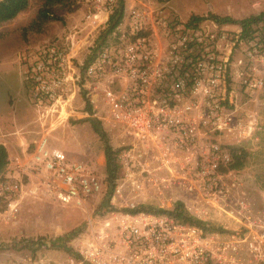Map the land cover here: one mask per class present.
I'll return each mask as SVG.
<instances>
[{
  "label": "built area",
  "instance_id": "obj_1",
  "mask_svg": "<svg viewBox=\"0 0 264 264\" xmlns=\"http://www.w3.org/2000/svg\"><path fill=\"white\" fill-rule=\"evenodd\" d=\"M84 1L94 9L86 17L91 22L101 13L106 21L116 4V0ZM126 11L118 26L123 31L121 43L101 48L80 72L82 76L76 72L93 115L120 126L143 150L155 149L156 159L167 153L181 168H199L203 182L214 184L232 158L228 142H212L207 133H236L244 138L250 128L238 121L236 125L231 113L224 111L229 57L216 54L214 39L232 40L233 44L242 41L224 32L215 37L200 27L167 26L154 19L141 1ZM246 56L248 61L256 57L255 43L248 44ZM72 57L71 48L64 44L41 49L28 76L37 104L61 102L62 94L70 89ZM238 76L242 87L249 90L262 86L252 66ZM51 125L31 148L10 154L7 170L0 177V215H16L26 195L85 207L109 190L102 175L49 145ZM203 138L208 140L206 145L201 143ZM8 143L0 134V145L7 147ZM134 152L135 147L129 146L118 154L123 178H115L111 186V204L123 198L126 180L131 178L139 190L154 180L143 176L148 170L142 166L135 179ZM199 156L203 158L197 160ZM121 207L107 208L102 216L88 220L74 247L80 264H264V224L258 216V221L251 222L249 210L239 212L248 223L197 226L165 213L133 212L139 206L132 199ZM193 215L202 220L196 212Z\"/></svg>",
  "mask_w": 264,
  "mask_h": 264
},
{
  "label": "rangeland",
  "instance_id": "obj_2",
  "mask_svg": "<svg viewBox=\"0 0 264 264\" xmlns=\"http://www.w3.org/2000/svg\"><path fill=\"white\" fill-rule=\"evenodd\" d=\"M139 1L147 5L151 16L158 22H172L178 26H182L191 14L206 16L212 13L241 19L264 11V0H125L126 13ZM40 3V0H28L26 10L0 24V59L5 56L0 60V134L9 141L8 153L12 154L31 148L44 128L52 123L49 145L65 150L69 159L87 164L107 181L104 143L87 119L97 117L92 110L86 109L87 96L76 72L81 74L84 60L93 47L101 43L96 48L98 52L105 46L121 43L123 31L119 28L108 33V18L104 21V13L99 14L95 22L87 20V15L94 9L84 0H76L77 6L72 11L61 5L54 6V12L63 17L62 21H50L41 31H30L23 36L20 28L34 17ZM258 26L263 32L264 22ZM199 27L215 37L224 32L239 39L237 24H216L206 18ZM214 40L216 54L229 57L223 85L228 97L224 111L231 113L235 123L238 121L250 128L244 138L237 137L236 133L223 135L212 132H208L207 137L212 142L227 141V148L236 147L241 167L221 170L216 182L210 185L199 177V168H181L178 161L174 163V158L167 153L156 159L155 149L143 150L139 142L120 126L100 120L108 142L113 148L120 149L118 154L129 146L135 147V179L142 166L148 170L143 176H151L154 180L146 181L142 190L131 183V178L126 180L123 198L114 204L108 198L111 186L85 207L67 205L52 198L24 196L16 215H0V264H80L65 247L74 249L76 238L85 232L89 219H97L110 207L120 209L121 204L130 199L137 206L157 208H171L176 200H181L191 214L201 215L210 226L248 223L239 213L248 210L251 222L258 221V216L259 223L264 224V49H256V57L248 61V45L243 42L233 44L232 40ZM52 43L71 48L72 80L68 81L70 89L62 94L61 102L53 104L44 100L39 105L30 91L28 76L39 59L41 49ZM248 66L254 67L256 78L262 80L261 88L255 91L242 87L238 76ZM201 143L206 145L208 140L203 138ZM202 158L199 156L197 160ZM180 160L186 164L184 158ZM118 177L123 178L122 167ZM70 257H73V262Z\"/></svg>",
  "mask_w": 264,
  "mask_h": 264
},
{
  "label": "trees",
  "instance_id": "obj_3",
  "mask_svg": "<svg viewBox=\"0 0 264 264\" xmlns=\"http://www.w3.org/2000/svg\"><path fill=\"white\" fill-rule=\"evenodd\" d=\"M76 0H40V6L37 9L34 17L24 26L20 28L21 34L25 36L28 32H39L42 30L43 26L53 20H63L61 15H58L54 12L53 8L56 5H61L66 7L68 11H72L76 8ZM125 0H116V4L113 10L109 13L107 22H106V31L108 33L119 30V25L124 16ZM28 7V0H0V24L14 19L19 13L26 10ZM210 18L216 24H237L240 28L239 40L244 44L248 45L250 43L256 44V49L262 51L264 49V31H260L258 24L264 22V11L256 15H250L245 18L236 19L229 15L219 16L217 14L208 13L206 16L191 14L186 22H184V27L187 29H195L199 27V24L202 20ZM167 26H171L172 22H166ZM101 44V43H100ZM98 44L96 47H93L90 54L85 58L84 63L81 67L82 73L86 66L93 61L97 52L96 48L100 46ZM86 109L91 112V105L86 101ZM90 122L92 130L99 135L104 143V157H105V173L107 182L110 186L113 185L115 178L118 177V173L121 168V164L118 159V152L120 149L113 148L112 145L108 142L106 134L102 127L100 126V119L89 117L87 118ZM231 152V161L228 163L227 167L222 168L223 171L230 169L240 168L242 163L239 161L236 156V147L228 146ZM10 154L8 153V148L0 145V177H2L8 167ZM112 184V185H111ZM111 195H108V198ZM146 210L153 211L156 213H165L168 214L179 221L185 224L204 226L206 222L197 218L195 215L191 214L189 210L185 207V204L181 200H176L171 208H157L152 205H142L136 208L135 210ZM68 253H71L74 257L77 258L74 254V249L72 247H65Z\"/></svg>",
  "mask_w": 264,
  "mask_h": 264
},
{
  "label": "crops",
  "instance_id": "obj_4",
  "mask_svg": "<svg viewBox=\"0 0 264 264\" xmlns=\"http://www.w3.org/2000/svg\"><path fill=\"white\" fill-rule=\"evenodd\" d=\"M2 58L4 59V58H5V56H4V57H2ZM2 58H1V59H2ZM1 59H0V60H1ZM3 59H2V60H3ZM3 62H4V61H3Z\"/></svg>",
  "mask_w": 264,
  "mask_h": 264
}]
</instances>
